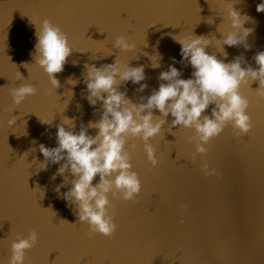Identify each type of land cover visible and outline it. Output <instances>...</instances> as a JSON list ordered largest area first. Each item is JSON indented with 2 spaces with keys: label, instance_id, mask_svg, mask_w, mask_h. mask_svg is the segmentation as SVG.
Returning <instances> with one entry per match:
<instances>
[{
  "label": "water",
  "instance_id": "95a60500",
  "mask_svg": "<svg viewBox=\"0 0 264 264\" xmlns=\"http://www.w3.org/2000/svg\"><path fill=\"white\" fill-rule=\"evenodd\" d=\"M259 2L0 0V264L8 262L10 242L30 230L37 240L25 250L24 264H264V97L257 94V80L239 88L248 101L249 132L237 136L228 123L204 145V154L195 152L194 129H170V116L147 141L155 150V166L147 160L144 141L126 138L124 148L140 191L133 200L108 194V212L116 225L110 237L90 236L88 225L78 222L75 206L61 195L71 186L61 184L64 176L72 177L67 171L56 174L59 164L40 169L44 158L37 148L40 143L55 146V126L63 118L73 121V131L99 119L100 103L90 106L86 99L85 64L99 67L116 57L122 64L144 65L141 83L147 86L142 91L131 82L118 85L139 102L157 87L170 58L182 69L181 78L190 76L191 68L179 63L180 45L172 37L221 39L232 31L227 16L232 7L249 18L243 24L253 29L245 38L248 49L212 41L205 51L226 63L242 55V67H257L253 56L264 50V12L255 10ZM44 20L61 30L71 48L63 70L53 74L58 80L54 89L31 54ZM118 36L134 49L113 48ZM156 55L159 67L154 68L150 57L155 62ZM23 84L36 91L16 106L9 90ZM153 115L159 113L154 109ZM9 119H14L11 126ZM88 131L94 135L96 130ZM202 162L214 172L205 176ZM97 181L98 176L92 183Z\"/></svg>",
  "mask_w": 264,
  "mask_h": 264
},
{
  "label": "clouds",
  "instance_id": "9594fccd",
  "mask_svg": "<svg viewBox=\"0 0 264 264\" xmlns=\"http://www.w3.org/2000/svg\"><path fill=\"white\" fill-rule=\"evenodd\" d=\"M255 10L264 12V0L256 4ZM227 16L232 31L221 34V39L212 37L210 40L193 34L173 36L172 39L180 45L179 63L191 68L190 76L181 78L182 69L174 67L177 61L174 57L170 58L172 63L167 70L158 74L157 87L147 97H140L139 102L127 98L125 91H120L118 85L131 82L138 84L142 91L147 86L141 83L145 79L144 65L122 64L116 57L112 63L101 64L99 67L84 65L82 82L87 92L86 99L90 106L100 103L102 111L99 119L90 120L87 125L81 123L79 129L73 131V121L63 118V124L55 126V146L46 147L40 143L37 148L44 158L39 164L40 169H44L48 163L59 164L56 174L64 176L67 171L72 177L69 180L68 176H64L61 184L69 183L71 186L61 195L66 202L75 206L76 218L78 222L88 225L90 236L98 233L110 237L115 231L116 225L108 212L111 207L108 199L110 192L113 197L119 194L123 200H133L140 191V180L136 172L131 170L129 155L124 148L127 137H139L144 141L147 160L155 166V150L147 141L160 132L165 118L169 116L170 129L175 126L194 129L195 136L192 139L197 141L195 152L199 154L206 153L204 145L220 134L228 123H231L237 136L249 132L251 123L246 113L248 101L240 94L239 88L243 83L257 80V94L264 97V50L254 54L255 68L246 64L242 67V55L226 63L208 54L205 47L212 41L219 42L220 47L243 45L245 50L248 49L245 38L253 29L244 28L243 24L249 18L241 16L233 7L228 10ZM112 47L128 52L135 45L118 36ZM70 51L67 38L61 30L44 20L37 28L31 54L34 62L48 76L53 89L58 86V80L53 74L63 70ZM156 57L158 59L155 62L153 56L150 57L154 68L159 67L160 57ZM20 77L21 74L17 72L16 78ZM69 81L73 85L76 83L75 80ZM9 91L12 103L19 106L36 89L30 84H23ZM209 105H213L210 113L202 116ZM154 109L159 113L158 116L154 117ZM93 111H96L95 107ZM7 123L11 126L14 119H9ZM88 129H95V134H90ZM201 170L205 176L214 172L206 162L201 163ZM97 176L98 181L93 184ZM60 186L56 188L58 193ZM36 240L37 233L33 230L23 238L17 235L10 242L11 255L7 264H24L25 250L33 247Z\"/></svg>",
  "mask_w": 264,
  "mask_h": 264
},
{
  "label": "snow or ice",
  "instance_id": "6c2138e0",
  "mask_svg": "<svg viewBox=\"0 0 264 264\" xmlns=\"http://www.w3.org/2000/svg\"><path fill=\"white\" fill-rule=\"evenodd\" d=\"M0 76H2V75H0Z\"/></svg>",
  "mask_w": 264,
  "mask_h": 264
}]
</instances>
